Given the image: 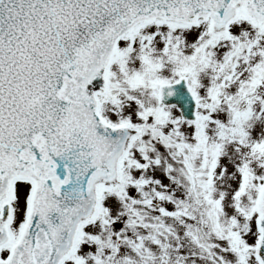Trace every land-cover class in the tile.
Instances as JSON below:
<instances>
[{"label": "snow or ice", "instance_id": "snow-or-ice-1", "mask_svg": "<svg viewBox=\"0 0 264 264\" xmlns=\"http://www.w3.org/2000/svg\"><path fill=\"white\" fill-rule=\"evenodd\" d=\"M0 264H264V0H0Z\"/></svg>", "mask_w": 264, "mask_h": 264}]
</instances>
